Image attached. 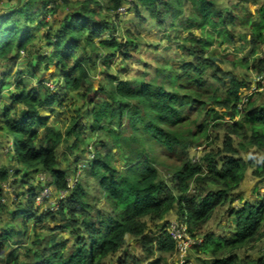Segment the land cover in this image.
<instances>
[{"label": "trees", "instance_id": "16d2710c", "mask_svg": "<svg viewBox=\"0 0 264 264\" xmlns=\"http://www.w3.org/2000/svg\"><path fill=\"white\" fill-rule=\"evenodd\" d=\"M249 3L258 6V0H242L239 15L220 8L218 0H0V97L6 93L8 100L0 101V213L8 212L13 223L2 226L0 241L5 242L2 248L13 244L23 250L21 257L14 254L20 250L11 252L5 264H104L120 251L124 264H129L127 259L130 264H166L164 255L175 251L165 231V216L171 211L195 240L192 251L199 264H264V254L241 259L237 253L264 235V194H257L254 201L239 197L241 205L229 214L235 226L228 234L198 237L217 209L236 200L235 191L248 167L253 176L264 178V160L235 156L229 135L264 153V104L256 105L250 95L240 108L250 80L219 66L230 60L249 69L250 57L237 63L211 50L213 45L234 44L237 36L250 44V56L255 58L264 45V4L251 12ZM121 6L142 22L146 14L160 28L169 21L174 28L178 17L188 13L186 28L203 34L186 39L189 44L182 47L193 60L169 73L157 70L158 75L139 84L133 78L106 74L94 88L88 80L102 61H111L116 53L130 58L128 44L135 37L127 36L126 42L115 37L117 26L111 20ZM238 27L249 30L250 40L236 31ZM253 65L257 73H264V56ZM209 68L220 76L214 70L209 73ZM47 81H54V87ZM77 100L83 107L71 108ZM59 111L70 113L67 123L56 126L50 121ZM194 111L201 121L193 118ZM225 117L230 121L224 122ZM217 121H223L229 133L224 151L230 154L205 152L195 164L189 151L200 147ZM98 131L107 139L100 144L108 146L104 151L93 147L85 172L97 182L109 210H99L91 220L87 217L92 206L82 180L77 178L68 188L75 169L68 174L58 150L62 145L70 152L83 150L89 132L96 140ZM162 157L177 161L171 166L172 187L160 178L157 167L164 166ZM72 163L76 168L77 160ZM9 181L21 188L22 198L13 209L2 187ZM193 182L206 187L189 194ZM44 186L66 191L55 211L41 212L35 205ZM46 221L59 225L48 228ZM150 223L157 235L148 232ZM39 224L50 234L38 232ZM63 230L71 237H58ZM126 235L135 239L138 257L133 249L127 251ZM22 239L26 242L21 244Z\"/></svg>", "mask_w": 264, "mask_h": 264}, {"label": "rangeland", "instance_id": "374dc122", "mask_svg": "<svg viewBox=\"0 0 264 264\" xmlns=\"http://www.w3.org/2000/svg\"><path fill=\"white\" fill-rule=\"evenodd\" d=\"M218 4L220 8L227 7L229 10H235L239 15H242V0H218ZM249 3L247 5V8L254 12V10L261 4H264V0H258V6H252ZM128 8V7H127ZM125 8V12L118 14L114 18L112 17V21L115 23V26H117V34L115 37H118L121 39V41L124 40L126 42L127 36H134L135 40L128 44V52L130 53V58L128 60H124L123 56L119 53H116L114 57L111 58V61H108L107 63L104 61L101 62V64L98 65V68L96 69L97 72H94L93 76L88 80V82L94 87L97 88L99 86V83H103L104 76L106 74L109 75H115L122 79L127 78H133L136 82H138L141 79H149L152 77H155L158 75L157 70H167V73H169L173 67H179L182 62L184 61H191L193 60L192 56H190L186 50H184L182 47L184 45H188L189 43L186 42V39H189L191 37L193 38H202L203 34L200 29L198 28H192L187 29V22L185 20L186 16L189 15L188 13H184L183 16L178 17V20L176 21V26L174 28L169 27V23L166 28H160L155 23L151 22L146 14L144 15L146 18L145 22L140 21L136 18L135 13L133 11H130V9L127 10ZM226 12V11H224ZM61 14V12H59ZM254 18V17H253ZM47 19V18H46ZM48 19H50L48 17ZM47 19V20H48ZM52 21V18L50 19ZM239 22V21H237ZM237 32H241L242 34H245L247 36V39L250 40V34L249 30L243 29V28H236ZM136 44V45H135ZM240 48V49H239ZM216 49L220 54L228 55V58L233 59L232 61L240 62L241 60L250 57L249 62V69L246 67H241L240 65L234 66L230 63V60H227L225 63H218L220 64V68L223 70H230L232 72H235L237 75H239L241 78L246 76L250 80L249 87L243 92L242 94V102L243 104L247 102L248 96L252 95L254 98V101L257 102L256 105H263L264 104V92L262 93H254L252 90V85L254 84V77L257 74L256 70L253 68V64L256 63L257 58H262L264 56V45H261L257 49V54L255 55V58H252L250 56L251 52V46L249 43L245 44L243 40H238L236 36V42L234 44H223L221 47H217L213 45L211 47V50ZM42 51V50H40ZM35 56L34 54L32 55ZM24 61L27 58V53L22 54L21 57ZM20 69V67H18ZM1 70V69H0ZM209 73H211V70H214V73H216V70L214 68L208 69ZM96 73V74H95ZM218 76H220L218 73H216ZM47 78L48 74L45 75ZM49 79V78H47ZM210 80V78L208 77ZM55 82L54 81H47V84L49 87L53 88ZM216 84V83H215ZM8 101L6 98V93L2 94L0 97V101ZM78 100L76 102V105L73 103L70 104L71 108H75V106H79L80 108L83 107L81 103H78ZM80 104V105H79ZM243 104H240L239 107L241 108ZM219 112L222 110L218 107H215ZM60 112V111H59ZM67 113H70L69 111L65 114H62L60 112L56 118H53L50 123L59 125L62 124V122L67 123V118L69 115ZM194 113L197 114L196 111ZM68 116V117H67ZM200 118L199 115H195L193 118ZM201 121V118H200ZM230 119L228 117H225L224 122H229ZM223 121H217L212 128L208 131V138L203 137L202 143L200 147L192 148L189 151V157L192 162L195 164L200 162L201 157L205 154V152H219L220 151L225 154L229 155L230 152L224 151V143L226 141V135L228 136V132L226 130L225 123ZM221 124V125H220ZM66 125V124H65ZM114 126V124H112ZM217 125V126H215ZM64 126V125H63ZM112 126V127H113ZM117 130H119L117 128ZM124 131V133L127 131L126 127L123 125L121 131ZM232 138V146L235 150L234 154L237 157H241L245 161L253 160L254 162H262L264 160V153L257 149L256 147L252 146H246V141L243 142V140H240L238 137L234 136L233 134H229ZM98 139H94V135H92L90 132L87 135V137L90 139V141H87V147L83 146L76 151V152H70L64 145H62L58 150V155H60L61 163L68 170V174L71 175L75 169V166L73 165V161L77 160V170H76V177L80 178L82 180V184L84 185V188L88 194V203L92 206V209L90 210V218L91 220H94L96 218V214L99 210H109L107 207V204L105 200L103 199L102 192L98 188L97 182L89 177L85 170L87 168H83L84 164L87 163L88 158L92 157V151L93 147L95 145H98V148L101 151H104L106 147L108 146H102L100 143L105 142L107 143V139L104 138V135H102L99 131L97 132ZM92 137V138H91ZM94 137V138H93ZM98 142L99 144H96ZM243 142V146H241V143ZM10 146L12 143H9ZM5 151V150H4ZM3 151V152H4ZM4 154V153H3ZM162 160L165 162L164 166L159 165L158 171L160 178L166 182V184L169 187H172L174 184V180H172L173 170L172 165L177 164V161L175 160H169L168 157H162ZM117 166L121 165V162L116 163ZM251 168L248 167L245 173V178L239 188L235 191L236 200H234L231 203H228L224 205L223 207H220L217 209V211L212 215V217L209 219V221L203 226V228L200 231V234L198 237H201L203 234L211 233L214 235H224L228 234L229 228L233 230L234 223L229 219V214L231 209L238 208L242 201L239 200L240 196H243L247 200H257L259 197L257 194L263 195L264 194V178L260 179L252 175ZM41 176V177H40ZM46 175L39 174V178H46ZM4 194L6 195L5 201L9 203V207L15 206L18 201L21 200L20 197V191L21 188L18 184L9 181L7 183L3 184ZM206 185L203 183L201 184H195L194 182L191 183L189 188V194H194L195 191L199 188L200 190L205 189ZM44 188H48L49 195H42V191ZM63 194H65V191H58L55 190L52 186H44L41 190H39V193L37 195V200L35 205L39 207L41 212H48L51 210L52 203L55 201L60 200L59 197ZM66 196V194H65ZM64 196V198H65ZM63 198V199H64ZM19 199V200H18ZM14 202V203H13ZM173 217L170 218L171 220H178L177 218V212L172 211ZM176 216V217H175ZM89 220V219H88ZM179 221V220H178ZM181 222V221H180ZM15 223H18L16 221ZM13 223L10 221V216L8 212L0 213V233L2 226H11ZM34 224V223H33ZM44 225L48 228H55L56 225H59L58 222L55 221H46L44 222ZM230 227H229V226ZM33 226V225H32ZM32 226L29 227V229H32ZM43 225L39 224L36 226L38 228V232L42 231L44 234H50L47 229H43L41 227ZM61 233H58V237L61 236H68L69 235L67 230L60 231ZM148 232L156 233V227L153 224H149V230ZM157 235V233H156ZM17 239V238H16ZM1 240V239H0ZM127 243L126 248L127 251L130 253V250L133 249L134 255L139 256L141 255V251L135 241V239H132L131 237H127ZM194 240V239H193ZM25 243L26 241L24 239L21 240V244ZM1 244H5V242L0 241V264H5L7 261V258L11 254V252L20 250L18 252H15V255H18L19 257L22 256L23 250L17 246L13 245L11 242L8 244V246H4L2 248ZM72 246V243L69 244V247ZM193 247L190 248V251H188L187 254V260L190 261L192 264H199V262L196 260V255L192 251ZM17 253V254H16ZM238 255L242 258H251L255 259L264 254V235L262 238L252 243L251 245H247L243 248H241L238 252ZM164 258L166 259V264H175V252L172 254L164 255ZM203 258V257H202ZM27 259V258H26ZM124 261V251H120L114 256L108 257L104 264H124L122 263ZM126 261V259H125ZM130 259H127V262Z\"/></svg>", "mask_w": 264, "mask_h": 264}, {"label": "built area", "instance_id": "2783aa9c", "mask_svg": "<svg viewBox=\"0 0 264 264\" xmlns=\"http://www.w3.org/2000/svg\"><path fill=\"white\" fill-rule=\"evenodd\" d=\"M131 1V0H128ZM126 6H121L116 9L114 13L121 14L125 12ZM252 90L255 92H261L264 90V73H257L254 77V84L252 85ZM75 183V180H69L68 187L72 188ZM42 195H49L48 188H44L42 191ZM65 194L59 197V199H63ZM37 200V199H36ZM58 201L52 203L51 209L56 210L58 207ZM169 235L171 236L172 240L175 243L176 248V256L175 261L176 264H192L190 261L187 260L188 251L193 244V241L187 231V227L177 220H172L167 225L165 229Z\"/></svg>", "mask_w": 264, "mask_h": 264}, {"label": "clouds", "instance_id": "9594fccd", "mask_svg": "<svg viewBox=\"0 0 264 264\" xmlns=\"http://www.w3.org/2000/svg\"><path fill=\"white\" fill-rule=\"evenodd\" d=\"M263 91H264V90H263ZM261 92H262V91H261ZM255 93H256V92H255ZM242 104H243V102H242ZM92 156H93V154H92ZM91 158H92V157L88 158L87 163L83 165V166H84V167H83L84 169L87 168L88 161L91 160ZM76 170H77V166H76V168H75V172H74V173L68 178V183H69V180H70V179H71V180H75V182H76V180H77V178H78V177H76ZM40 177H41V176H40ZM74 184H75V183H74ZM73 186H74V185H73ZM68 188H69V187H68ZM65 194H66V191H65ZM57 209H58V207H57ZM57 209H56V210H57ZM50 211H55V210H52V209H51ZM171 212H172V211H171ZM171 212H170V213H171ZM166 217H167V216H165V220H164V221L166 222L165 224H166V227H167V225L170 223V221L168 222V220H170V219H167ZM175 217H176V216H175ZM177 218H178V217H177ZM178 220L181 221V223H183V224L187 227V225H186L182 220H180L179 218H178ZM178 220H177V221H178ZM171 221H172V220H171ZM166 227H165V229H166ZM165 231H166V230H165ZM187 231H188V228H187ZM166 232H167V231H166ZM188 233H189V232H188ZM168 234H169V233H168ZM189 235H190V234H189ZM125 237L127 238L128 236L126 235ZM170 237H171V236H170ZM190 237H191V236H190ZM171 239H172V238H171ZM191 239H192V241H193V244L191 245L190 248H192L193 245L195 244V240H193L192 237H191ZM199 241H201V239H200ZM173 242H174V241H173ZM174 244H175V243H174ZM189 251H190V249H189ZM174 252H175V256H176V248H175V251H174ZM175 264H176V261H175Z\"/></svg>", "mask_w": 264, "mask_h": 264}, {"label": "crops", "instance_id": "0c3cea01", "mask_svg": "<svg viewBox=\"0 0 264 264\" xmlns=\"http://www.w3.org/2000/svg\"><path fill=\"white\" fill-rule=\"evenodd\" d=\"M173 217V214H172V212L171 213H169L168 215H167V219H170V218H172Z\"/></svg>", "mask_w": 264, "mask_h": 264}]
</instances>
